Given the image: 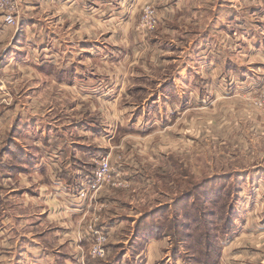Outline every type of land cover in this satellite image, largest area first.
Segmentation results:
<instances>
[{
	"label": "rangeland",
	"instance_id": "374dc122",
	"mask_svg": "<svg viewBox=\"0 0 264 264\" xmlns=\"http://www.w3.org/2000/svg\"><path fill=\"white\" fill-rule=\"evenodd\" d=\"M34 1L38 0H14L15 23L3 25L0 32V36H6L0 47V217L3 209L8 214H18V229L29 234L26 239L32 242L30 239L38 238L44 231L47 235L41 238L44 239L43 245L51 247L55 240L49 229H54L53 225L41 222L42 216L35 214L41 213L43 198L39 196L40 199L34 201L29 195L36 193L39 184L45 180V174L40 166L34 168L30 161L41 152H50L49 145L53 147L58 142L63 143L59 138L61 133L68 131L82 135L85 131L83 122L105 113L108 116V120L104 121L105 126L107 129L116 128L117 131H114L115 134H104V139L106 135H111L115 144L123 143L119 145L120 148L114 147L110 160L115 169L122 172L126 184L118 187L107 185L96 195L102 200L96 204V214L97 209L104 205L100 217L104 219L105 226L103 223L100 226L104 229L114 227L110 229L112 232L109 233L106 256L98 259L111 260L127 255L129 264H139L141 257L136 255L144 245L136 239V234L153 225L170 233L168 236L171 235L172 249L182 263L194 264L191 260L193 256L203 259L223 258L224 262L219 261L218 264H227L226 259L229 264H256L258 257L264 258V140L260 144L256 142L255 147L251 148L250 140L241 142L239 130L235 128V123L245 116V113L241 115V108H248L250 113L263 110L256 109L251 99L264 85V74L254 87V83L250 85L249 81L232 78L219 88L212 89L204 98L195 100V109L189 114L194 117L189 124L187 113L182 115L180 106L174 109L181 113L176 121L171 120L172 108L165 111V115V107H152L154 109L148 112L145 122L139 116L144 109L142 106L122 102L113 108L89 99V93L97 92H109L110 96L116 97L118 90L114 88L96 87L89 91L84 85L82 90L79 89V95V92L77 94L75 90L67 88L60 91L54 83L43 80L35 72L32 67L34 63L42 65L46 50L43 49L42 14L37 8L27 10L25 6L26 3L32 5ZM189 1L197 3L203 0ZM222 1L233 3L240 9L264 4V0ZM145 5L152 6L148 3ZM84 12L88 13L86 10ZM191 13L187 11L183 14L184 19H199L200 15L191 16ZM85 14L82 16L86 18ZM200 24L202 22L199 21ZM95 25L96 39L101 31ZM158 25L159 21L153 31ZM74 26L67 28L68 33L75 30L77 33L78 24ZM189 30L193 31L194 26L181 27L177 33H173L183 39L178 44L181 47L191 44L185 35ZM136 34L143 36L140 32ZM68 37L76 45L66 43V49L71 53L80 51L79 43L74 41L78 37ZM103 37H106L105 33ZM165 46L174 47L171 44ZM179 51L169 52L173 56L181 55L180 60L172 65L187 62L186 57H183L185 52ZM145 53L148 58L152 57L151 64L158 63V48L153 46ZM73 55L76 60V54ZM134 60L113 58L108 64L127 68ZM78 63L93 67L106 65L105 59L98 57L91 59L80 56ZM235 81L240 84L235 86ZM110 108L117 114L114 118L111 117ZM158 110L161 118L157 117ZM105 115L102 116L104 119ZM118 120L123 126L119 125ZM146 130L149 136L143 138ZM244 142L246 148L242 146ZM42 159L44 161L47 158ZM94 168L95 164L86 175L90 176ZM83 178L72 188L69 186L72 191H67L65 197L71 207L77 203L74 201L76 184L82 182ZM56 187L54 184L48 190L50 196L58 200L60 191ZM186 191L193 193L176 203ZM90 203L94 204V200H88L85 208L88 214L93 215L95 210ZM146 214L150 216L144 217ZM173 218L176 219L173 221ZM225 234H228L227 239L221 241ZM83 242V259H80L79 264H87L84 256L97 259L88 255L89 242ZM207 248L210 253H205ZM160 264L167 263L162 261Z\"/></svg>",
	"mask_w": 264,
	"mask_h": 264
},
{
	"label": "crops",
	"instance_id": "0c3cea01",
	"mask_svg": "<svg viewBox=\"0 0 264 264\" xmlns=\"http://www.w3.org/2000/svg\"><path fill=\"white\" fill-rule=\"evenodd\" d=\"M147 3L157 9L159 25L155 31L143 37L136 34L134 26L143 5ZM25 6L27 10L39 9L43 18L42 38L46 59L42 61V65L34 63L32 67L43 80L51 81L60 91L67 88L75 90L77 94L79 92V95V89L82 90L84 85L89 91L96 87L114 88L118 90L116 97L110 96L109 92H97L89 93V99L113 108L122 102L142 106L144 109L140 111L139 116L143 117L145 122L148 119V112L154 109L152 107H165L163 108L165 115V111L172 108L171 120L176 121L181 113L174 109L180 106L182 115L187 113L189 124V121H193L194 116L191 117L189 114L195 109L193 106L195 100L204 98L212 89L219 88L232 78L249 81L250 85L254 83V87L264 74L263 3L248 9H240L233 3L222 0H203L197 3L189 0H38L32 5L26 3ZM84 10L88 13L90 11V14H85ZM187 11L192 12L191 16L200 15L199 19H184L183 14ZM256 13L260 17H257ZM82 14L87 17H83ZM33 16L32 11L31 17ZM199 21L202 25H199ZM74 24L75 26L78 24L80 31L68 33L67 28ZM95 24L101 31L96 39ZM188 25L194 26L193 31L189 30L185 34L191 44L181 47L178 44L183 39L173 33ZM104 33L107 38H101ZM68 34L78 37L74 41L79 43L80 51L75 50L71 53L66 49V43L76 45ZM3 38H6L4 34L0 36V47ZM166 44L174 47L169 48L165 46ZM153 46L158 48L159 52L156 54L158 63L155 62L157 64L154 65L151 64L152 57L148 58L145 53ZM178 49L180 53L185 52L183 57H186L187 62L172 65L180 60L181 55L173 56L170 53ZM73 53L76 54V60ZM80 56L105 59L106 65L93 67L79 64ZM122 57L135 60L127 68L108 64L113 58ZM234 84L237 86L240 83L235 81ZM113 108H110L112 118L117 115ZM240 113L241 115L245 113V116L238 122L235 121V128L239 130L241 142L248 139L247 142L250 140L253 148L256 142L260 144L264 140V109L253 110L250 113L248 108L246 110L241 108ZM103 114L105 115V113L94 115V118L83 122L85 131L82 135H74L68 131L61 133L59 138L60 141H64L63 143L58 142L53 147L49 145L50 152H41L30 161L34 168L37 166L42 168L45 180L39 184L35 194L29 195L34 201L40 199L39 196L43 198L42 211L35 214L42 216L41 222L53 225L54 229L49 231L54 234L55 242L51 247L44 246V239H41L47 235L44 231L38 238L29 241L26 239L29 234L18 229L16 221L20 218L19 215L8 214L3 209V215L0 217V264H79L80 259H83L84 242H78L77 234L84 228L85 223H82V220L87 221L92 215L88 214L89 211L85 208L86 202L78 203L74 198L77 203L71 207L65 196L68 195L67 191H72L71 188L81 177L92 170L94 157L104 154L113 157L114 147L118 148L123 144H115L112 137L110 138L111 135H106L104 139V134H115L116 128L107 129L104 121L108 120V116L105 115L104 119ZM160 116L159 114L157 117L161 118ZM118 122L123 126L121 121ZM190 127L192 128V125ZM122 130L124 131L123 128ZM148 134L146 130L143 138H147ZM244 144L242 146L246 148V142ZM42 158L47 159L43 161ZM52 184H56L57 190L60 191L58 200L50 196L48 189L53 186ZM99 199L98 196L94 204L90 203L92 207L94 206V214L96 204L102 202ZM76 216H79L78 219ZM103 220L100 217L99 224L104 225ZM110 229L113 230L114 227H109L108 231ZM37 231L41 232L39 229ZM142 244L144 246L141 252L136 255L141 257L139 264H160L162 261L167 264L185 263L179 260L172 249L171 238L166 234L151 236ZM126 256H120L116 264H128ZM84 258L87 262L88 256ZM219 261L224 262L223 258H219L217 264ZM226 261L229 264L228 259ZM260 262L264 263L263 257L257 258L256 264Z\"/></svg>",
	"mask_w": 264,
	"mask_h": 264
},
{
	"label": "built area",
	"instance_id": "2783aa9c",
	"mask_svg": "<svg viewBox=\"0 0 264 264\" xmlns=\"http://www.w3.org/2000/svg\"><path fill=\"white\" fill-rule=\"evenodd\" d=\"M15 9L14 0H0V32L3 25L8 26L15 23L13 15ZM158 21L157 11L150 5H144L135 30L142 33L143 36L147 35L155 29ZM251 101L256 109H264V85ZM93 162L95 168L91 175H85L82 182L77 184L75 196L78 203L95 200L97 193L107 185L118 187L126 184L122 177V172L115 169L109 154L99 155L93 159ZM103 207L100 206L97 209L98 214H93L85 222L83 230H80L77 234L78 242L83 240L89 242L88 255L91 258H104L107 253L106 245L108 244L109 231L98 223L100 220L99 212L102 211Z\"/></svg>",
	"mask_w": 264,
	"mask_h": 264
},
{
	"label": "trees",
	"instance_id": "16d2710c",
	"mask_svg": "<svg viewBox=\"0 0 264 264\" xmlns=\"http://www.w3.org/2000/svg\"><path fill=\"white\" fill-rule=\"evenodd\" d=\"M23 163H25L26 164V162H23ZM193 187V186H192ZM192 193H193V191L192 192H188V191H186V193L183 195V196H181V197H179V199L176 201V203H178L179 201H180V198H181V200H182V198H184V197H189L190 195H192ZM150 216V214H146L144 217H149ZM168 220H170L171 221V219L170 218H167ZM176 219V218H175ZM174 218H173V221L175 220ZM161 234H166V235H169L170 233H166L163 229H159V226L158 225H153V226H151V227H149V229H144V230H141L140 232H138L137 234H136V239L137 240H140V242H142V243H144V241L146 240V239H148L149 237H151V236H159V235H161ZM186 234H189V233H186ZM170 237H171V235H170ZM227 237H228V234H225L224 236H223V238L221 239V241L224 239H227ZM220 239V238H219ZM219 241V240H218ZM139 242V241H138ZM141 243V244H142ZM180 244H181V242H179ZM218 243V242H217ZM106 248H107V245H106ZM208 250V248L206 249V251H205V253H210L209 252V250ZM178 256V255H177ZM119 258V256H117V258L116 259H111V260H108V259H106V260H102V259H90V258H87V264H116V260ZM191 260L192 261H194V264H217V262H218V260H219V257L218 258H214V257H211V258H209V259H203V258H197V257H192L191 258ZM185 262V261H184ZM186 264H189V263H187V262H185ZM129 264V263H128ZM134 264H137V262H135Z\"/></svg>",
	"mask_w": 264,
	"mask_h": 264
}]
</instances>
